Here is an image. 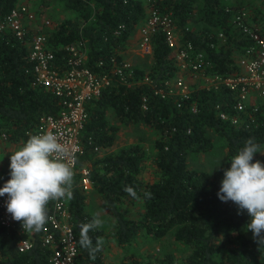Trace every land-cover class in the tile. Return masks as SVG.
<instances>
[{
    "label": "trees",
    "instance_id": "1",
    "mask_svg": "<svg viewBox=\"0 0 264 264\" xmlns=\"http://www.w3.org/2000/svg\"><path fill=\"white\" fill-rule=\"evenodd\" d=\"M17 1L0 0V19ZM61 1L79 19L68 18L53 30L42 31L56 48L58 56L63 53L61 48L65 44L84 38L86 64L93 67L100 59L107 63L112 55L122 57L119 50L146 14L143 0ZM192 1L163 0L159 6L172 9L182 30V39L191 40L196 48L205 52L212 64L211 70L228 72L237 69L235 60L248 42L232 21L237 8L220 0H201L199 10L195 11ZM188 21L197 22L196 27L193 28L191 23L188 25ZM186 25L190 29L185 30ZM219 30L224 32L225 42L217 37ZM29 36L30 32H27L26 39ZM235 50L238 51L236 56ZM150 56L149 70L136 67L138 76L149 74L152 83L158 84L176 71L171 48L161 31L152 36ZM29 66L27 41L19 40L7 28L0 29V137L4 132L7 141L22 146L29 138L26 129L35 125L38 116L59 108V99L49 88L31 83ZM234 101V92L227 88L194 87L189 97L179 101L178 105L175 95L162 97L153 93L151 83L126 85L113 81L97 98L87 103L89 116L82 132V152L77 157L76 167H87L92 189L112 212L113 238L124 246L139 231L154 238L170 232L176 240L191 246L189 253L182 258L167 251L160 256H136L124 264L260 263L263 249L260 250L253 240V234L245 233L250 217L246 212L238 215L233 202H222L217 195L223 169L230 167L231 158L238 154L245 142L255 138L256 143L264 145V103L258 102L257 109L247 106L245 112H240V122L235 124L230 119L220 118L216 107L234 113ZM193 104L196 105L195 111L191 108ZM109 108L123 123L143 122L157 132L152 158L155 177L145 179L142 176L145 151L139 143L97 155L95 145L100 151L115 140L117 126L108 122L106 111ZM208 132L217 134L226 144V157L220 168L212 173L190 168L187 163L190 152L211 147ZM256 160L264 163V154L256 153L253 162ZM9 173L7 167L0 169V188L11 178ZM80 176L79 170L74 171V196L71 200L66 199L77 241L76 261L77 264H105L103 250L91 259L78 242L81 225L92 218L85 210L86 192L78 184ZM125 186H131L140 196L142 211L138 217L127 216L119 208L122 198L136 200L124 191ZM145 192H151L152 198H145ZM52 205L53 202L48 205V214ZM20 224L16 221L17 226ZM44 228L39 233H30L31 247L19 251L17 241L21 234L16 228L0 226V264H52L49 261L51 248L42 242ZM89 235L93 244L97 237H101L105 246L103 229Z\"/></svg>",
    "mask_w": 264,
    "mask_h": 264
},
{
    "label": "built area",
    "instance_id": "2",
    "mask_svg": "<svg viewBox=\"0 0 264 264\" xmlns=\"http://www.w3.org/2000/svg\"><path fill=\"white\" fill-rule=\"evenodd\" d=\"M162 1L145 0L146 14L139 26V39L135 46L140 54H151L153 34L158 31L163 33L177 68L172 76L161 79L158 84L152 83L149 74L138 76L132 61L123 57L112 55L107 63L100 59L94 67L88 66L87 45L82 37L65 44L61 48L63 53L58 56L47 34L34 29L36 13L25 1H17L0 19V29L7 28L19 40L27 41L30 62L27 71L32 75L31 83L49 88L59 99V108L55 112L40 114L35 125L25 132L28 137L48 131L57 135L59 142L69 151L70 167L81 173L78 184L84 191L92 188V182L87 167L78 169L76 165L77 157L82 152V132L89 116L87 103L97 98L113 81L126 85L151 83L153 93L162 97L175 95L178 105L179 101L189 97L194 87L227 88L234 92L235 112L228 113L216 105L217 112L220 118L230 119L235 124L241 120L240 112H245L249 105L257 109L259 99L264 97V33L250 25L244 10L238 9L232 21L248 42L235 60L237 69L220 72L211 70V61L203 50L196 48L191 40L182 39V30L172 9L166 6L161 8L159 4ZM44 22L48 24L49 20ZM184 29L190 28L186 25ZM27 32H30V36L26 39ZM223 36L224 32L219 30L217 37ZM145 99L143 97V102ZM191 108L195 111L196 105L193 104ZM1 137L5 139L6 134L2 132ZM99 149L97 145L94 146V150ZM6 199V196L0 197V226L16 228L21 234L17 248L19 251L26 250L32 245L31 235L23 232L21 224L17 226L11 218ZM48 215L51 219L44 228L42 242L51 248L49 261L52 264H77V241L66 199L53 202Z\"/></svg>",
    "mask_w": 264,
    "mask_h": 264
},
{
    "label": "clouds",
    "instance_id": "3",
    "mask_svg": "<svg viewBox=\"0 0 264 264\" xmlns=\"http://www.w3.org/2000/svg\"><path fill=\"white\" fill-rule=\"evenodd\" d=\"M256 153L264 154V145L249 138L231 158L230 167L223 169L217 195L222 202H233L238 215L248 214L250 222L245 229L252 232V238L261 250L264 249V163L253 162ZM69 155L68 149L51 131L31 135L18 151L11 154V178L0 188V197H7V212L14 221L21 223L23 232L39 233L51 219L49 203L73 198L74 171ZM124 191L134 199H140L131 186H125ZM144 197L151 199L152 193L145 192ZM104 224L101 212L97 211L80 227L79 245L88 251L91 259L103 250L104 241L97 237L93 244L89 233L102 229Z\"/></svg>",
    "mask_w": 264,
    "mask_h": 264
},
{
    "label": "rangeland",
    "instance_id": "4",
    "mask_svg": "<svg viewBox=\"0 0 264 264\" xmlns=\"http://www.w3.org/2000/svg\"><path fill=\"white\" fill-rule=\"evenodd\" d=\"M27 2L36 13L34 29L50 31L55 26L65 19H79L76 17V13L64 6L61 0H21ZM145 1V0H143ZM226 4H231L232 7H236L237 10H244L246 17L250 25L258 28L260 31L264 30V0H220ZM193 9L199 10L201 0L192 1ZM48 19L49 23L46 24L44 20ZM192 24V27L197 25V22L188 21L187 24ZM140 25V24H139ZM194 28V27H193ZM220 41V40H219ZM221 42H225V39L221 38ZM123 50L121 56L125 59L132 61L135 67L149 70L152 57L150 54H140L136 51L135 45H128L121 49ZM126 52L123 55V52ZM235 50V56L237 55ZM260 103H264V97L259 99ZM108 122L117 126L115 140L112 145L106 147L103 150H98L97 155L101 156L107 152L117 151L120 147L130 144L139 143L143 146L144 154V167L142 170V176L145 179H151L155 177L153 170L152 158L155 153L154 140L157 136V132L149 125L143 122L123 123L114 114L112 109L106 111ZM211 137V147L205 151L190 152L187 157V163L190 168L205 170L208 173H212L220 163H222L226 157V144L225 140L219 137L217 134L208 132ZM22 145L11 143L7 139L0 137V169L9 168L11 154L18 151ZM85 210L90 214L100 211L102 219L105 224L102 228L106 234L105 246L103 249V258L105 264H124L126 260L133 257L146 256V255H162L164 252L171 251L178 258L186 256L191 250V246L183 241L176 240L170 232L160 238H154L144 231L136 233L132 239L124 246L119 245L113 238L112 229L114 223V217L112 212L107 208L104 201L99 194L90 189L85 191ZM120 210L127 216L138 217L142 211L141 200H131L129 198H122L119 202ZM247 235L252 234L251 231L245 229ZM259 264H264V249L259 256Z\"/></svg>",
    "mask_w": 264,
    "mask_h": 264
},
{
    "label": "crops",
    "instance_id": "5",
    "mask_svg": "<svg viewBox=\"0 0 264 264\" xmlns=\"http://www.w3.org/2000/svg\"><path fill=\"white\" fill-rule=\"evenodd\" d=\"M145 3V1H144ZM143 21L138 22L137 25L135 26V28L133 29V32L130 34V36L128 37V39L126 40L125 44H128L130 46L135 45L139 39V26L141 25ZM140 24V25H139ZM136 49V48H135ZM123 50H120V52H122ZM125 51L123 52V55H125Z\"/></svg>",
    "mask_w": 264,
    "mask_h": 264
}]
</instances>
